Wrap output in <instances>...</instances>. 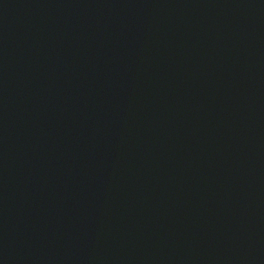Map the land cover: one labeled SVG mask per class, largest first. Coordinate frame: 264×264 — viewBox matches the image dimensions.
<instances>
[{
    "label": "water",
    "instance_id": "water-1",
    "mask_svg": "<svg viewBox=\"0 0 264 264\" xmlns=\"http://www.w3.org/2000/svg\"><path fill=\"white\" fill-rule=\"evenodd\" d=\"M0 264H264V0H0Z\"/></svg>",
    "mask_w": 264,
    "mask_h": 264
}]
</instances>
